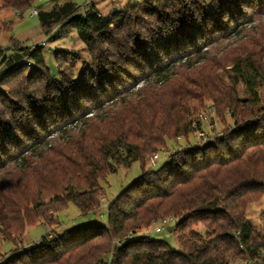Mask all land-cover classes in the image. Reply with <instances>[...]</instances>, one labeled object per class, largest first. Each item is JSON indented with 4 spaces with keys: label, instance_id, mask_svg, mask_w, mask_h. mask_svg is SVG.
Here are the masks:
<instances>
[{
    "label": "trees",
    "instance_id": "obj_1",
    "mask_svg": "<svg viewBox=\"0 0 264 264\" xmlns=\"http://www.w3.org/2000/svg\"><path fill=\"white\" fill-rule=\"evenodd\" d=\"M2 2L23 14L38 1ZM80 10L70 0H56L36 15L45 35L66 25L76 31L89 55L79 76L68 67L53 75L37 46L14 55L0 52V64L5 66L0 95L14 108L10 123L7 113H0V240L14 246L2 264H235L239 260L264 264V238L258 240L246 218L248 206L264 197V107L255 110L260 104L255 89L261 72L250 57L239 59L233 69L256 96L236 103L231 130L203 147L177 150L157 171H145L147 159L165 149L170 139L195 133L192 122L175 132L167 126L148 131L144 122L137 129L123 127L103 138L96 154L76 147L68 162L78 171V180L64 187L62 199L57 193L49 197L56 215L69 203L82 214L98 210L104 193L100 182L120 167L139 162L143 173L107 205L106 225L51 233L39 246L16 249V238L28 227L40 219L52 222L46 212L43 218L28 216L42 206L26 198L21 177L34 158L42 157L45 130L55 128L64 134L79 126L86 114H96L106 128L113 120V108L104 109L119 100L130 81L132 85L152 78L167 82L185 53L199 54L198 49L208 48L218 34L225 36L232 28L238 32L246 20L264 12V0H144L108 16L92 5ZM147 27L153 29L149 41L154 49L141 39ZM12 84H19V90L11 89ZM170 218L177 220L171 233L179 234L186 251H174L142 233L153 222Z\"/></svg>",
    "mask_w": 264,
    "mask_h": 264
},
{
    "label": "rangeland",
    "instance_id": "obj_2",
    "mask_svg": "<svg viewBox=\"0 0 264 264\" xmlns=\"http://www.w3.org/2000/svg\"><path fill=\"white\" fill-rule=\"evenodd\" d=\"M54 1L56 0L35 2L29 10L19 14L13 9L6 8L0 0V52L4 50L8 55H14L19 49L30 48L33 51L37 46L53 75H56L60 68L68 67V70L73 69L74 74L79 76L84 65L87 67L89 64V55L76 31L66 25L55 28L49 35H45L40 27L38 16H30L35 9H50ZM70 1L79 6L82 13L89 3V6H94L102 16H108L115 9L120 14L125 6L135 5L144 0ZM205 1L210 3L211 0ZM143 14L142 9L139 17H143ZM147 29L143 32L141 39L146 42V47L152 49L153 41L149 39L153 29L149 27ZM230 31L225 36L218 34L214 41L209 42L208 48L200 47L199 54L194 53L190 56L185 53L186 57L177 63L167 82H159L152 78L134 82L132 85L130 81L119 100L109 109H104V111H110L113 108L110 113L113 120L106 128L99 123V120H96V114H86L84 119L88 121V126H84L85 120H82L79 126L68 128L64 134H57L55 128L45 130L47 131L46 143L40 151L42 157L39 155L34 158L31 169L21 177L26 184V198L35 201V205L38 203L42 206L40 211L31 212L28 216L33 219L43 218V212H46L50 218L52 217V222H43V219H40L33 227H28L22 237L16 238V249L33 247L35 243L51 233L62 235L74 229L106 225L107 205L138 180L143 173L139 162L134 163L130 168L120 167L100 182L104 193L100 194L101 206L98 210L82 214L73 203H69L56 215L50 208V199L55 196V193L62 199L60 194L64 187L74 183L79 177H77L76 168L68 162V158L77 150L76 147L80 146L87 151L86 153L96 154L97 147L102 143L103 138L110 136L109 133L122 130L123 127L135 129L137 126L141 127V123L144 122L148 131L167 126L169 131L175 132L178 126L179 128L183 126V123L192 122V128L197 129L195 133L189 137L167 140L165 149L147 159L145 171H157L177 150L203 147L220 139L224 133L231 130L233 128L231 112L234 111L237 102L241 104V102L252 101L257 95L260 104L255 110L258 111V108L264 107V12L246 20L244 25L239 27L238 32H233V28ZM43 44L45 46H42ZM247 57L256 61L261 72V78L256 82V95L237 77L233 69L239 59ZM24 62L29 65V61ZM4 70L5 66L0 64V73ZM15 85L12 84L11 89L18 91L19 84ZM4 89L8 92V87ZM17 98L22 97L19 95ZM5 101L8 102L9 99L0 95V113H7V122L10 123L14 108L11 109ZM104 111L99 113L100 116L104 115ZM152 122L154 123L150 126ZM97 129L98 132H96ZM94 131L101 137L99 138ZM132 132V134L135 133ZM155 155H158L159 159L152 161ZM29 205V208L33 210V203ZM246 218L256 230L258 240H263L264 197L248 206ZM165 221H169L167 226L172 228L177 222L173 218ZM161 222L162 220L153 222L150 228L142 233L152 240L166 242L174 251H186L179 243V234H172L168 231V227L161 233H155V228L160 227ZM201 228L200 226L196 229L201 230ZM13 249L14 246L11 243L0 240V264L7 256H10ZM261 259H264V249ZM235 264H261V262L254 260L248 263L247 260H239Z\"/></svg>",
    "mask_w": 264,
    "mask_h": 264
},
{
    "label": "built area",
    "instance_id": "obj_3",
    "mask_svg": "<svg viewBox=\"0 0 264 264\" xmlns=\"http://www.w3.org/2000/svg\"><path fill=\"white\" fill-rule=\"evenodd\" d=\"M38 2H41L42 0H37ZM89 3H87V5H86V7H89ZM38 14V10L37 9H35V10H33L32 11V13H31V17H33V16H36ZM42 46H45V44H43ZM26 62H27V60H26ZM29 64H30V62H28ZM159 159V156L158 155H155V156H153V159H152V161L154 160V161H156V160H158ZM168 223H169V221H162L161 222V226L160 227H157V228H155V233H161L164 229H166L168 226ZM169 228V227H168ZM40 245V241H38L37 243H35L34 244V246H39ZM28 249H30L31 247H27Z\"/></svg>",
    "mask_w": 264,
    "mask_h": 264
},
{
    "label": "water",
    "instance_id": "obj_4",
    "mask_svg": "<svg viewBox=\"0 0 264 264\" xmlns=\"http://www.w3.org/2000/svg\"><path fill=\"white\" fill-rule=\"evenodd\" d=\"M119 11H117L116 9L112 12V15H115L116 13H118ZM173 228L172 227H169L168 228V231L169 232H172Z\"/></svg>",
    "mask_w": 264,
    "mask_h": 264
}]
</instances>
